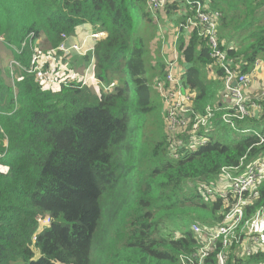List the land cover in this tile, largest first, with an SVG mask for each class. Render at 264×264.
Instances as JSON below:
<instances>
[{
  "label": "trees",
  "instance_id": "trees-1",
  "mask_svg": "<svg viewBox=\"0 0 264 264\" xmlns=\"http://www.w3.org/2000/svg\"><path fill=\"white\" fill-rule=\"evenodd\" d=\"M190 1L219 13V42L242 73L264 59V0ZM174 5L165 3L167 13ZM185 9L184 19L194 13ZM153 17L146 0H0V166L7 169L0 172V264H180L197 250L192 225L219 227L223 204L205 200L195 182L216 188L211 180L221 168L264 154V115L231 128L219 111L209 142L191 151L183 144L173 159L150 89L165 72L149 51ZM84 24L106 34L95 43V76L103 86L115 80L114 87L93 92L53 81L56 92L43 89L27 72L31 50L55 48ZM28 37L32 43L21 49ZM176 47L194 108H220L224 72L204 39L192 31ZM7 55L19 67H7ZM226 129L234 135L227 143ZM257 195L253 209L264 206V181ZM45 217L49 224L40 227ZM102 234L105 245L91 261L93 239L98 248ZM220 249L202 264H216ZM234 250L226 264H264V252L243 260Z\"/></svg>",
  "mask_w": 264,
  "mask_h": 264
},
{
  "label": "built area",
  "instance_id": "built-area-1",
  "mask_svg": "<svg viewBox=\"0 0 264 264\" xmlns=\"http://www.w3.org/2000/svg\"><path fill=\"white\" fill-rule=\"evenodd\" d=\"M146 3L149 12L155 15L164 10L167 0H146ZM181 3L197 14L195 17L184 16V24L181 27L190 32L195 31L197 36L206 42L214 65L224 72L221 94L226 97V100L224 107L207 106L202 112L197 111L194 108L195 92L183 83L182 73L177 71L176 61H169L165 64L163 78H155L153 87L162 104L164 130L173 159L181 156L179 151L183 144L187 150L191 151L209 142L208 136L213 130L216 114L219 111H223L222 122L231 128L235 127V121L255 117L251 110L254 105L246 100L244 91L251 84L256 70L264 66V59H257L253 63L251 73L243 74L240 66L234 63L236 59L231 60L227 50L223 48V43L219 42V13L211 10L209 2L206 1L181 0ZM97 38L96 34H91L82 42L67 44V36L62 34V40L55 48L45 52L33 48L27 72L34 75L35 81L40 83L43 89L50 91H52L53 81H57L60 87L70 86L72 81H75L80 88L90 87V82L100 87L98 80L90 75L94 48L87 46L89 40L95 41ZM1 42L3 38L0 36ZM31 43V38L28 37L27 41L21 45V49ZM89 56L91 62L81 74L69 75L71 69L63 65L64 61ZM13 65L19 67L15 60L9 61V67ZM233 82L236 83L234 87ZM113 85L104 87V91H111ZM259 97L263 98L264 92L260 93ZM180 138L183 141L186 140V143L180 141ZM263 142L264 139L261 137L259 144ZM245 160L246 156L242 157L236 166L221 168L219 171L221 181L217 188L202 184L200 185L202 192L196 191L203 195L205 200L221 202L225 210L221 211L223 219L218 228L206 229L198 225L190 226L197 243V250L190 255L181 256L180 264H201L202 260L211 254L217 245L221 249L216 254V264H226L228 250L232 246L242 248L244 256L264 252L260 251V247H264L261 243L264 240V206L253 209L258 199L257 188L264 181V154L247 163ZM38 224L40 227L48 225L49 218L39 219ZM179 237L178 234L175 235V238ZM35 240L36 236H33L32 242Z\"/></svg>",
  "mask_w": 264,
  "mask_h": 264
},
{
  "label": "rangeland",
  "instance_id": "rangeland-1",
  "mask_svg": "<svg viewBox=\"0 0 264 264\" xmlns=\"http://www.w3.org/2000/svg\"><path fill=\"white\" fill-rule=\"evenodd\" d=\"M171 2H174V4H175L174 6H176L175 8H173L171 10V12L167 13L166 12L167 9H165L163 12L157 13L156 17H153L154 21H155V25H156L157 31L155 33V36H153V38L150 39L149 51H150V55L153 58H155L156 61H160L164 65H165V62H168V61H177V71H179L178 68L180 67V64H179L180 63V61H179L180 56H179V53H178L177 47H176L177 39H178L179 36H182L185 40H188L191 32L189 30H185L183 27H181V25L184 24V18H183V16L181 14L185 12V10H186L185 6L181 3V0H167V4H171ZM174 20H176V23L174 22ZM85 26L86 27L87 26L90 27V29L89 28H85V29L79 30L80 28H83ZM175 31H176V33H174ZM93 32H95V33H93ZM93 32H92V28H91L90 25L84 24V25H81V26H79V27H77L75 29L74 34L69 37V40H71L72 43H79V42H82V40L85 37H89L91 34H96L98 36L97 40H95V41L94 40H89L88 41V45H87V46H91V47L94 48L96 42L106 38V34L103 33V32H97V31H93ZM161 32H162L163 35H164V32H165L166 36L169 37V38L172 37V43L169 45L168 52H166V53H164L163 47L161 48V46H160V44H159V42L157 40L158 39V35ZM39 45L37 44V47L42 48V49H46V47L44 45H42L40 41H39ZM33 47H35V42H33ZM1 54H5V52L1 51L0 55ZM8 54H9V52H8ZM7 56L8 57H6L5 65L7 67H9V61H11V59H10V55H7ZM90 62H91V57L89 56V57H86V58L83 57V58L78 59V60L67 59V61L63 62V65L65 67H70L71 71L69 72V75H72V73L81 74L82 71L86 68V66ZM82 63H84V64H82ZM153 65H154V63H153ZM9 68L11 69V67H9ZM184 69H185V67L183 65L182 68H181V71H184ZM7 72H8V69H7ZM90 75L93 76V77H96L95 76V59L94 58L92 59V67H91V70H90ZM156 78H161V77H156ZM98 82H99V85L103 86L100 83V81H98ZM111 82L112 83H116L115 80H112ZM90 85L91 86L89 88H91V90L93 92H97V91L101 90V89L99 90V86L97 84H92V82H90ZM254 85H255V80H252L251 84L246 88L245 95L248 98L249 103L254 105V107L251 108V110L253 112V115L255 116V119H260L264 115V97L263 98L259 97L260 93L264 92V81H263V84L261 82L259 89L255 93L249 92L251 90V87H253ZM58 87H59L58 85H52L51 86L52 92H56ZM150 89H152L151 92L156 94V92L154 90V87H153V83H152V86H151ZM225 100H226V97L223 96V95H220V102L222 104L221 105L222 107L225 106ZM227 107H228V102H227ZM163 128H164V126H163ZM224 133H225V136L223 138H224L226 143H227V135L228 136L230 135L231 138L234 137V135H233V133L231 131H229V133L227 134V129L225 130ZM228 143H230V142H228ZM0 172L1 173H6L7 169L3 168L2 166H0ZM218 180H221L220 176L217 177L216 179H212L211 182L216 181V183H217ZM202 184H204V183H201L200 181L195 182V190L202 192V190L200 189V185H202ZM260 185H261V183L259 184V186ZM259 186H258V188H259ZM101 239H102V241L98 242V246H99L98 248H97L96 239L95 238L93 239V246H92V249H91V261H93L94 258H95L96 250L98 249V250L102 251V249H103V247L105 245L104 235L103 234L101 235ZM261 243L264 244V240H262ZM260 251H264V247H260ZM236 252L237 253L239 252V255L241 257H242V255L244 253L242 248L237 249ZM36 257H38V256H36ZM244 259L245 258H243V260ZM94 264H97V263H94Z\"/></svg>",
  "mask_w": 264,
  "mask_h": 264
},
{
  "label": "crops",
  "instance_id": "crops-1",
  "mask_svg": "<svg viewBox=\"0 0 264 264\" xmlns=\"http://www.w3.org/2000/svg\"><path fill=\"white\" fill-rule=\"evenodd\" d=\"M167 12V11H166ZM161 13V12H160ZM169 15V14H168ZM85 28H89L90 29V27H83V28H80L79 30H82V29H85ZM92 28V27H91ZM164 30V29H163ZM91 31V30H90ZM92 32H93V28H92ZM174 33H176V31L174 32ZM158 42H159V44H160V46H161V48L163 47V50H164V53H166V52H168V48H169V45L172 43V37L171 38H169V37H167L166 36V34H165V32H164V35L162 34V32L161 33H159V35H158ZM155 41V40H154ZM66 43L67 44H72V42H71V40H69L68 39V41L66 40ZM233 45H235V44H233L232 42H229V43H227V48L228 47H232ZM90 47V46H89ZM76 60H78V59H76ZM6 63V62H5ZM82 64H84V63H82ZM180 64V63H179ZM182 64H180V67L178 68V70H179V72H181V73H183L184 71H181V68H182ZM252 79L253 80H255V85L253 86V87H251V90L249 91V92H251V93H255L258 89H259V87H260V84H261V82H262V84H263V81H264V66H260L257 70H256V72H255V74L253 75V77H252ZM246 98V100H248V98L247 97H245ZM227 102H228V99H227ZM217 183H219V181L217 182ZM239 249V248H238ZM233 254H234V256L236 257V258H245V256L244 255H242V257L239 255V252L237 253V252H235V250L232 252ZM245 260V259H244ZM262 264V263H261Z\"/></svg>",
  "mask_w": 264,
  "mask_h": 264
},
{
  "label": "water",
  "instance_id": "water-1",
  "mask_svg": "<svg viewBox=\"0 0 264 264\" xmlns=\"http://www.w3.org/2000/svg\"><path fill=\"white\" fill-rule=\"evenodd\" d=\"M147 9H148V8H147ZM164 10H165V8H164ZM164 10H163V11H164ZM148 11H149V10H148ZM163 11H162V12H163ZM158 13H160V12H158ZM151 14H152V13H151ZM156 14H157V13H156ZM156 14H155V15L152 14V15H153L154 17H156ZM93 51H94V50H93ZM93 58H94V57H93ZM179 61H180V64H182V63H181V57L179 58ZM168 62H169V61H168ZM166 63H167V62H165V64H166ZM178 63H179V62H178ZM176 64H177V61H176ZM182 65H183V64H182ZM237 65H240V64L238 63ZM165 67H166V66H165ZM252 67H253V66H252ZM251 70H252V68H251ZM240 71H241V70H240ZM184 73H185V69H184V72L182 73L181 77L183 76ZM250 73H251V71H250ZM250 73H249V74H250ZM164 74H165V72H164ZM243 74H245V73H243ZM95 78H96V77H95ZM161 78H163V77H161ZM98 81H99V80H98ZM183 83H184V82H183ZM111 84H115V83H111ZM235 85H236V83L233 82V83H232V86L234 87ZM104 87H107V86H104ZM104 87H103V86H100V87H99V90L101 89V90L104 91ZM113 87H114V85H113ZM113 87H112V88H113ZM187 87H188V86H187ZM111 90H112V89H111ZM154 90H155V89H154ZM192 91H193V90H192ZM245 91H246V90H245ZM245 91H244V93H245ZM97 92H99V91H97ZM104 92H105V91H104ZM155 92H156V91H155ZM221 93H222V91H221ZM156 94H157V93H156ZM221 95H222V94H221ZM195 97H196V93H195ZM159 99H160V98H159ZM160 102H161V101H160ZM161 105H162V104H161ZM194 106H195V105H194ZM206 107H207V106H206ZM210 107H211V106H210ZM221 107H222V106H221ZM204 109H205V108H204ZM204 109H203V110H204ZM222 112H223V111H222ZM162 113H163V112H162ZM254 118H255V117H254ZM213 126H214V125H213ZM213 130H214V129H213ZM213 228H214V227H213ZM235 248H236V250L238 249L237 246H235ZM228 254H229V250H228ZM245 257H246V256H245ZM227 258H228V256H227Z\"/></svg>",
  "mask_w": 264,
  "mask_h": 264
},
{
  "label": "bare ground",
  "instance_id": "bare-ground-1",
  "mask_svg": "<svg viewBox=\"0 0 264 264\" xmlns=\"http://www.w3.org/2000/svg\"><path fill=\"white\" fill-rule=\"evenodd\" d=\"M196 15H197V14L194 12V15H191L190 17H195ZM18 65H19V64H18ZM13 66H14V65H13ZM218 181H219V183H217V187L220 185V181H221V180H218ZM217 187H216V188H217ZM192 226H193V225H192ZM204 259H205V258H204ZM204 259H203V260H204ZM203 260H202V262H203ZM202 262H201V264H202Z\"/></svg>",
  "mask_w": 264,
  "mask_h": 264
}]
</instances>
